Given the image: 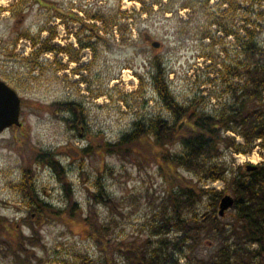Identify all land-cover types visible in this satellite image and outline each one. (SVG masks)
<instances>
[{
	"label": "rangeland",
	"instance_id": "rangeland-1",
	"mask_svg": "<svg viewBox=\"0 0 264 264\" xmlns=\"http://www.w3.org/2000/svg\"><path fill=\"white\" fill-rule=\"evenodd\" d=\"M15 1L0 0V7ZM49 1L64 13L106 9L111 22L118 24L111 36L101 33L102 38L95 40L88 39L89 32L71 21L65 25L48 20L51 11L40 10L41 15L37 5L23 16L0 12V80L20 99L21 123L18 129L12 126L0 133V264H14L9 242L27 239L32 230L37 231L39 244L31 250L41 259L31 264H79L84 255L96 261L101 258L93 242L83 236L80 222L35 219L33 227L28 225L32 208L18 188L26 176L35 185L38 197L52 207L83 209L84 214L96 182L101 183L124 214L123 218L115 215L114 235L146 236L170 178L166 172L162 175L158 162L147 156L144 146L117 155L107 153L101 143L113 144L130 133L136 122L158 117L172 121L153 87L157 62L167 75L169 94L175 102L215 115L232 102L239 83L232 70L246 61L235 35L226 36L225 30L244 37L248 29L264 46V0H233L230 9L218 8V0H144L148 6L154 1L162 4L153 5L147 14H139L140 4L128 0ZM121 15L132 18L123 22ZM42 26L55 27L56 37L48 40L47 29L39 32ZM76 35L83 45L94 44L93 48L79 47ZM34 38L39 44L48 40V45L67 52L56 49L39 54L32 46ZM153 41L161 44L159 49L151 47ZM70 57L78 63L71 62ZM54 102L58 106L81 104L83 131L67 126L70 115L64 110L50 113L47 107ZM258 144L250 153L233 154L231 148L222 154L218 163L226 167L225 179L240 168L247 170L245 166L257 167L264 161ZM166 149L181 150L173 145L153 151ZM48 158L57 161V172L45 162ZM179 172L190 177L183 170ZM223 183L215 181L209 187L223 191ZM224 196L232 197L229 193ZM207 204V199L197 204V212H204ZM95 210L102 222L110 221L105 205L97 204ZM225 215L228 220L230 212ZM216 247L215 241L205 239L197 256L208 258Z\"/></svg>",
	"mask_w": 264,
	"mask_h": 264
},
{
	"label": "trees",
	"instance_id": "trees-1",
	"mask_svg": "<svg viewBox=\"0 0 264 264\" xmlns=\"http://www.w3.org/2000/svg\"><path fill=\"white\" fill-rule=\"evenodd\" d=\"M128 1L140 4L139 14H147L153 5L162 6L158 1L150 3V6L144 0ZM13 3L6 8L0 7V12H10L13 17L23 16L31 6L37 5V11L41 15L43 11L40 10L51 11L48 20H59V23L65 25L71 21L80 28H85L89 32L88 39H101V33L111 36L113 28L118 24L111 22L106 9H79L77 12L64 13L57 8L56 3L49 0H16ZM217 4L218 8L226 6L230 9L233 0H218ZM130 18L131 15H121L123 22L128 23ZM87 21L91 23H86ZM46 29L49 31L47 39L53 40L56 37L55 27L42 26L39 32ZM120 35L123 37L121 32ZM225 35H235L246 60L232 70L239 83L236 84L232 102L226 108L215 115H205L193 107L178 104L170 96L167 75L163 73L161 63L157 62L153 87L159 100L170 112L172 121L158 117L148 122H136L130 133L113 144L99 142L107 153L117 155L144 146L147 156L158 162L162 175L166 172V176L170 178V181H166L167 190L163 193V198L155 206L156 220L148 226L146 236L118 238L114 235L112 227L115 215L123 218L124 214L120 211L119 202L107 195L98 182L95 184L96 191L89 196L90 203L84 214L83 209L63 210L52 207V204L38 197L35 185L26 176L18 188L27 197L32 208L28 215V225L33 227L35 219L47 223H64L66 220L82 223L83 236L93 242L101 258L96 261L84 255L79 264H264V161L253 171L240 168L242 172L239 170L229 179L224 177L225 165L218 163L225 151L232 148L231 152L235 154L250 153L256 142H259L258 146L262 148L264 157V46L255 41L248 29L245 30L244 37L230 30H225ZM21 37L31 39L28 35ZM48 40L39 44L40 41L34 38L32 46L37 47L36 52L39 54L52 53L56 49L60 53L67 52L59 46L48 45ZM78 42L79 47L84 48H93L94 45H83L79 37ZM70 60L78 63V59L74 57H70ZM227 69L230 72V68ZM57 104L54 102L47 107L50 113L64 110L70 115L66 119L67 126L71 130L81 131L85 125L81 104ZM237 138H241V142ZM173 145L178 146L180 152H170L167 149L160 153L153 151L154 148L163 149ZM90 148L83 149L82 153L85 154ZM45 162H49L55 172L59 170L54 159L48 158ZM179 170L188 173L190 177ZM207 181H223V191L205 189L203 183ZM226 193L231 194L234 200L233 206L228 210V220H225L226 212L222 218L218 215V204ZM205 199L208 200L207 209L198 213L196 206ZM97 204L106 206L111 218L108 223L100 220L95 210ZM81 214L85 216L81 217ZM37 236V231L32 230L27 239L9 242V252L14 257V264H31L41 259L31 250V246L39 244ZM205 239L217 243L208 258L197 256V250Z\"/></svg>",
	"mask_w": 264,
	"mask_h": 264
},
{
	"label": "water",
	"instance_id": "water-1",
	"mask_svg": "<svg viewBox=\"0 0 264 264\" xmlns=\"http://www.w3.org/2000/svg\"><path fill=\"white\" fill-rule=\"evenodd\" d=\"M161 44L157 41L151 42V47L159 49ZM20 99L17 93L0 80V133L12 126L19 127ZM247 171H253L256 166H247ZM234 204L231 196L221 198L218 206V215L223 217L226 210H229Z\"/></svg>",
	"mask_w": 264,
	"mask_h": 264
}]
</instances>
